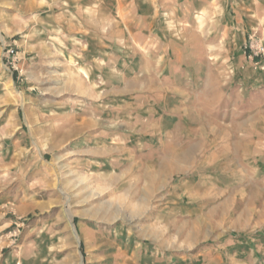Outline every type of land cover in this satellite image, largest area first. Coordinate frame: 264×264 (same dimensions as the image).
Returning a JSON list of instances; mask_svg holds the SVG:
<instances>
[{"label": "rangeland", "instance_id": "rangeland-1", "mask_svg": "<svg viewBox=\"0 0 264 264\" xmlns=\"http://www.w3.org/2000/svg\"><path fill=\"white\" fill-rule=\"evenodd\" d=\"M208 1L0 0V264H137L139 249L160 256L152 264H185L196 239L184 215L168 208L187 203L184 183L200 173L225 188L237 180L236 192L219 194L223 202L209 200V242L264 234V0ZM234 9L250 27L245 35L232 34ZM148 30L160 44L173 37L183 47L198 30L218 48L212 60L224 52L206 92L225 104L218 123L241 126L226 137L241 133V141L226 140L218 163L176 165L168 158L183 156V146L162 149L167 162L138 163L131 139L121 163L117 133L131 137L143 126L152 135L150 120H140L136 59ZM167 120L159 124L176 123ZM256 245L264 258V244ZM217 247L235 252L227 241Z\"/></svg>", "mask_w": 264, "mask_h": 264}, {"label": "crops", "instance_id": "crops-1", "mask_svg": "<svg viewBox=\"0 0 264 264\" xmlns=\"http://www.w3.org/2000/svg\"><path fill=\"white\" fill-rule=\"evenodd\" d=\"M214 3L216 4V1ZM203 5L205 4L203 3ZM202 10H195L194 13H202ZM234 12L235 14H233ZM231 13L234 19L233 26H235L232 29V34L236 33L241 36V31L245 35L250 27L241 24L238 18L240 14L237 10L234 9ZM197 31L190 30V35L187 36V44L184 47L179 46L176 38L173 37L160 44V35H153L154 32L151 30H148L147 33L145 32L144 35H140V52L136 54V59L138 63L140 62V120L143 124L145 118L148 121L150 120L152 127L149 129L152 130V135L151 137L148 135L149 130L146 134L142 129L143 126L140 127V131H137L131 137L122 133L123 131L120 132V135L117 133L118 135L115 138L120 142V147L124 148L120 149L125 152L124 155L122 154L121 163H123V159L124 161H128L129 139H131L132 146H134L132 158L137 159L138 163L141 162L148 165L161 164L162 161L167 162L162 157L164 154L161 151L162 149H167L168 146H183L184 149H187L184 151L183 156L171 153L168 158L178 165L182 161H189L188 163L190 164L198 161H202V163L207 162L208 164L218 163L221 153L220 149H223L225 144H227V142L225 143L226 140H229L228 143H232L236 147L240 145L241 133L239 135L232 133L230 136H227L228 138L225 134L233 132L235 129L241 128V126L218 123V117L226 115L225 104L223 105V102L221 103L222 105L218 104V97H211V93L206 92L210 90L209 86L214 83L212 82L213 76H211V73L215 71V73H218L219 69L224 68L225 54L222 51L221 55L216 56L215 60H212L213 55H211V51L218 50V48L210 45L208 36L203 38L202 34L199 35ZM236 53L239 58L243 56L239 52V46ZM103 63L105 68L112 67V62L109 61L107 63V59ZM241 64L242 60L238 62L234 58L233 65L236 69H241ZM90 65L88 63L86 67H91ZM248 69L246 68L245 70ZM220 82L223 86V79ZM242 83L243 85H247L250 82L244 79ZM200 85L204 87L206 85V88L197 89ZM166 118L168 119L167 121L176 123L160 125V121L164 122ZM208 144H212V147L216 150L209 154V156H206L203 149ZM14 145L13 148H9V152L11 149H16V139L14 140ZM200 147L201 151L195 154L194 150ZM199 155L204 159H200ZM116 162L111 160L112 165H116ZM154 175H156L155 172L152 176ZM235 179V177L230 180L228 179L231 185L225 188V184L222 183L221 179L217 181L212 175L200 173L199 177L190 178L184 183L187 190L185 191L187 203L168 208L170 211L180 212L184 215L186 223L192 226V231L190 232L191 234H188V238L190 236L192 239L195 236L196 239L191 245H188L190 246V250L187 252L195 253L185 256V264H235L236 262V264H258L260 260H264L263 256H261L263 252L256 248L257 243L264 244L263 233H255L252 240L245 238V236L236 237L235 235L229 238V240H225V237L222 236L217 240L220 242L217 243L209 242L208 235L204 233V229L208 226H204L202 220L205 217L204 215L209 211L210 198L216 194V203L219 204L222 201L218 200L219 194L224 195L229 192H236L235 182L237 180L235 181ZM253 180L255 181L256 179L253 178ZM189 184L191 186L190 189ZM255 185L258 187L257 184ZM261 190L263 191L264 189ZM258 193L253 192V195H250L252 203L259 196ZM142 208H145V205L143 207L140 205V210ZM262 208L263 210H261L260 215L264 218V202ZM260 222L264 223V221ZM203 235L204 238L201 237ZM226 241L231 243V247L235 249V252L230 255H226L223 250L217 247L221 243L224 246ZM247 245L250 250L247 253H243L241 250L242 248H246ZM214 248H216V251L210 253V250H214ZM137 253V264H140V259L144 260L143 264H152L156 260V257L157 259L160 257L152 251L148 252V249L147 252L141 253V255L140 249ZM240 259L243 262H238V260L241 261ZM229 260L232 262L230 263ZM151 261L152 263H150Z\"/></svg>", "mask_w": 264, "mask_h": 264}, {"label": "built area", "instance_id": "built-area-1", "mask_svg": "<svg viewBox=\"0 0 264 264\" xmlns=\"http://www.w3.org/2000/svg\"><path fill=\"white\" fill-rule=\"evenodd\" d=\"M262 51L264 52V49H263ZM7 53H8L9 55H13V54L15 53V51H14V50H8Z\"/></svg>", "mask_w": 264, "mask_h": 264}]
</instances>
